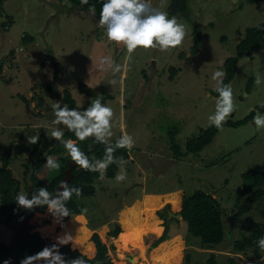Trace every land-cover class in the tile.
<instances>
[{"label": "rangeland", "instance_id": "1", "mask_svg": "<svg viewBox=\"0 0 264 264\" xmlns=\"http://www.w3.org/2000/svg\"><path fill=\"white\" fill-rule=\"evenodd\" d=\"M185 1L186 10L175 9L174 15L187 31L182 47L167 53L138 49L123 84L110 85L112 74L96 70L97 58L107 55L123 63L127 53L122 45L107 42L96 15L67 7L66 0H5L10 10L6 12L13 16L16 28L2 34L8 39L0 40V154L12 148L14 155L9 167L21 182V192L26 193L23 163L27 154H18V145H27V137L35 134L37 125L54 119L51 105L54 101L62 102L64 89L70 90L76 106L83 103L85 108L95 97L80 93L79 83L91 87L96 96L111 95L104 104L115 113L112 141L119 138L122 130L135 140L134 148L127 151V180L117 183L115 176L98 178L94 182L95 194L81 199L83 208L88 209L86 214L76 215L68 226L57 224L51 232L42 231L50 228L53 221L50 216L44 222L46 210L31 217L36 221L35 230L43 238L55 242L57 236L76 231L74 242L84 245L85 238L78 243L80 235L86 233L89 238L96 231L109 247L111 264H185L186 255L190 256L189 264H207L210 253H215L218 264H227L228 258L240 264H264V252L260 251L261 257L255 258L250 250L234 252L231 245L242 234L264 224V195L253 203L251 211L238 219L231 218L237 192L247 184L242 173L263 169L264 131L258 132L251 120L237 128L224 126L199 152L176 159L171 150L174 141L185 152L186 141L210 127L208 117L214 113L216 98L211 93L215 89L212 74L227 57L235 54V46L246 28L264 23V2ZM151 2L167 12L172 5L171 0ZM196 29L202 38L193 54L192 32ZM21 33L34 39L22 44ZM54 65L58 71L56 79ZM257 73L262 79L259 86L254 83ZM48 84L52 87L49 93ZM229 84L237 105L229 120H240L264 104V38L250 56L239 59ZM20 95L29 101H21ZM39 98L43 103L36 107ZM47 131V128L39 129L42 142L54 140L46 138ZM54 146L60 152L50 156L59 164L67 163L70 157L63 145L56 141ZM45 163L46 160L39 178L48 183L61 169L50 172ZM118 171L119 165L116 174ZM197 189L211 194L223 208L221 219L228 232L222 242L206 248L199 238H186L185 222L180 218L179 222L173 221L171 217L168 238L150 249L149 245L163 231L166 217L161 214L166 215L165 209L179 211L182 196H189ZM21 211L25 216L31 213ZM5 222L0 225V242L7 244L19 223ZM114 223L123 230L112 238L107 233ZM176 232L180 236L169 237ZM126 257L138 259L131 263Z\"/></svg>", "mask_w": 264, "mask_h": 264}, {"label": "clouds", "instance_id": "2", "mask_svg": "<svg viewBox=\"0 0 264 264\" xmlns=\"http://www.w3.org/2000/svg\"><path fill=\"white\" fill-rule=\"evenodd\" d=\"M80 4L81 6L89 5L88 11L95 15V5H90L89 0H80ZM65 6L69 7L70 3L68 2V5L65 4ZM97 22L104 29L107 42L118 46L122 45L127 53L123 63H117L113 57L107 55L97 58L96 70L112 74L110 85L123 84L126 73L130 70L129 65L133 54L138 49H143L146 52L149 50L171 52L182 47L187 35L185 25L180 23L176 16L170 17L162 7H154L151 0H102ZM0 34V40L8 39L7 37L3 38L4 32L0 31ZM226 75L227 73L220 67L213 72L211 77L215 82L214 90L218 96L215 98L214 113L209 115L208 121L209 126L215 127L217 130H222L228 119L237 110L233 88L230 84L224 83ZM254 83L257 86L261 85L260 73L256 74ZM209 99L212 97L210 96ZM51 107L54 119L37 125L35 134L27 137L28 144H38L39 129L47 128L46 138L60 142L70 157L66 160L68 168L64 170L65 174L75 164L81 170L99 173V179H104L109 166L117 164L119 171L115 175V181L120 183L127 180V160L123 156H116V152L119 149L131 151L135 146V140L133 136L122 130L119 138L115 142L112 141L115 113L110 106L105 105L100 98H97L92 100L86 108L83 107V103L70 108L68 104H62L61 101H54ZM260 107L264 108V104H261ZM252 123L258 132L264 131V114L255 110ZM124 127L125 125L122 124L121 128ZM65 129L74 135L75 140L64 139ZM90 138L96 143L104 145L102 158L97 159L95 156L90 158L77 144V141L82 143ZM60 164L49 155L46 157L44 165L50 172H54L61 168ZM82 195L81 188L70 187L65 179L60 181L54 192L42 186L32 190L30 197L29 193H17L14 198L16 208L13 209V212L14 214L18 210L36 212L43 208L55 223L62 224L64 218L72 216L71 210L67 207L68 202L72 200L73 196L79 198ZM87 211V208H82L80 213L83 215ZM37 215H39L38 212ZM20 219L22 220L23 217ZM256 244L259 250L264 252V236H261ZM65 245H71L73 250H77L73 236L64 233L57 236L55 242L50 246H44L35 254L22 258L19 264H89V261L94 259L92 256L85 257L84 255L65 259L64 254L60 252V247ZM4 264H10V260H5ZM96 264H100V262L97 260Z\"/></svg>", "mask_w": 264, "mask_h": 264}, {"label": "trees", "instance_id": "3", "mask_svg": "<svg viewBox=\"0 0 264 264\" xmlns=\"http://www.w3.org/2000/svg\"><path fill=\"white\" fill-rule=\"evenodd\" d=\"M70 3L72 8H78L80 10H88L89 5L81 6L80 0H66ZM251 2H264V0H247ZM102 0H89L90 5H95V15L99 18L100 8ZM66 4V3H64ZM171 8L168 11L171 16L175 15V9L179 12L186 10V1L185 0H171ZM5 0H0V31L6 32L10 29L15 30L16 25H14L13 16L6 11ZM10 11V10H8ZM193 36V45L192 52L195 54L199 49V43L201 41V33L198 29L192 32ZM264 38V23H261L254 27H248L244 30V34L239 38L235 46V54L233 56L227 57L222 65L223 70L227 73L224 83L229 84L236 72L237 63L240 58L243 56H250L252 51L256 50L258 46V41L263 40ZM34 38L25 33H21L20 41L22 44L30 43ZM17 45H20L19 42ZM10 54L14 55V50L11 48ZM54 59V58H52ZM56 65V64H55ZM54 65L53 78L56 79L58 76V71H56V66ZM2 73V65L0 64V75ZM173 77V75H172ZM51 86L48 84L47 93L51 91ZM78 90L80 93H83L89 97H95V99L100 98L102 103H105L106 100L111 99V95L103 93L100 96H96L94 90L91 87H88L84 83L78 84ZM213 96H218L215 90H211ZM21 101L27 103L29 100L26 99L23 95L18 96ZM62 102L69 105L70 108L76 107V101L73 98L69 89H64L62 92ZM43 103V99L39 98L36 107H40ZM257 110L264 112V108L260 106L257 107ZM255 115V111H250V113L244 118L233 121L229 120L224 126L237 128L246 124L252 120V117ZM63 127V126H60ZM215 127H209L207 129L201 130L197 136H193L188 139L185 144V152L181 151L180 147L172 141L171 150L173 156L176 159H179L181 156H184L189 153H195L202 150V148L208 144L215 134L218 132ZM66 139H73L75 137L72 133L68 132L65 129ZM55 140L42 142L39 140L38 144H24L21 143L18 145L17 153L21 154L25 152L27 154V160L23 163V186L26 189V193L31 195L32 190L38 187H46L49 191L54 192V190L59 185L63 176L65 175L64 170L68 168V162H63L62 168L56 177H53L48 183L44 182L39 178L40 168L43 165L46 157L52 154H57L59 148H56ZM77 144L81 149L91 158L95 156L97 159L102 158L104 152V145L96 143L93 139H88L84 142L77 141ZM128 150L119 149L116 152V156H123L125 160L128 159ZM12 154V148H9L0 154V216L4 218L5 221L14 220L17 223H20L22 220L30 218L34 212H31L29 215L25 216L21 210H18L15 214L13 209L16 208L14 201L17 193L21 192V182L14 175L12 170L9 168V161ZM71 161V160H70ZM118 170V165L113 164L109 166L105 177L113 178ZM70 174L72 175L68 181L70 187H79L83 191V195L79 198L73 196L72 200L68 202L67 207L71 210L72 216L64 218L61 226H68L69 223L74 219V217L80 214V210L83 208L81 204V199L84 197H90L95 194L94 182L99 178V173L88 172L81 170L79 167H76L75 164L70 168ZM242 177L247 181L245 187L237 192L236 198V208L232 211V219H238L242 215L248 213L253 208V203L257 201L261 196L264 195V191L255 192L250 198H248L241 206H239L241 198L249 192L253 187H255L260 181L264 182V164L261 171L249 170L242 173ZM180 220L184 221L186 224L185 237L188 238L193 236L200 239V242L206 248H214L215 245L222 242L224 239L225 233L228 232L226 226L221 219L223 208L221 207L220 202L213 197L211 194L206 193L201 189L195 190L191 195H183L180 201ZM36 212L42 214L45 212V209H38ZM162 217H165V213L161 214ZM20 217H23L21 220ZM50 215L46 214L44 222H48ZM77 218V217H76ZM2 218H0V225L7 224ZM53 220V218H52ZM173 221L179 222L178 219L172 218ZM163 231L159 237L150 245L151 248L157 246L160 242L168 238L167 232L169 230V221H163ZM226 229V230H225ZM17 230V229H15ZM60 233V229L56 231ZM121 227L118 223L113 224V229H111L107 235L110 237H117L121 234ZM264 236V224L254 228L249 234H242L240 238L233 240L231 242L232 249L237 253H246L250 250L253 253L255 258L261 257V252L257 247L256 241ZM89 241L91 243V249L88 254H84L80 248L77 246V250H73L71 245H65L60 247V252L64 254L65 259L75 258L79 255H84L85 257L92 256L94 259L89 261V264H93L95 260H99L102 263L100 264H111V259L109 255V247L105 242L102 241L101 237L96 231H93L89 236ZM54 242L45 239L42 235L31 228V232L26 234L20 244L16 247L17 258L16 263L19 264L20 260L28 255H33L36 252L40 251L44 246H50ZM114 248L113 246L111 249ZM8 256L7 245L4 242H0V264H4ZM190 263V256H185V264ZM207 264H218L216 261L215 253H210ZM227 264H240L237 263L234 259L228 258Z\"/></svg>", "mask_w": 264, "mask_h": 264}, {"label": "water", "instance_id": "4", "mask_svg": "<svg viewBox=\"0 0 264 264\" xmlns=\"http://www.w3.org/2000/svg\"><path fill=\"white\" fill-rule=\"evenodd\" d=\"M69 171H70V168L68 169L66 174L63 176L62 180H65V179L67 181L70 180L72 175L69 173ZM257 191H264V182L263 181H260L255 187H253L249 192H247L241 198L239 206H241L248 198H250ZM165 212H166V221H168L171 217L176 218V219H179L181 217L180 214L174 213L169 209H165ZM34 215H37V212H34ZM35 226H36V221H32L31 217L28 219L22 220L20 222L19 228L15 231L14 235L12 236V238L9 240V242L7 244L8 256H7L6 260H10V264L16 263V258H17L16 247L20 244V242L23 240L25 235L31 232V228H34ZM126 258L131 263L136 262L135 261L136 257H126ZM96 262H97V260L93 264H96ZM99 262L102 263L101 261H99Z\"/></svg>", "mask_w": 264, "mask_h": 264}, {"label": "crops", "instance_id": "5", "mask_svg": "<svg viewBox=\"0 0 264 264\" xmlns=\"http://www.w3.org/2000/svg\"><path fill=\"white\" fill-rule=\"evenodd\" d=\"M256 202V201H255ZM254 202V203H255ZM142 208V207H141ZM53 222V221H52ZM57 224H59L60 225V223H57ZM85 226V228H87V229H89L90 231H91V229L89 228V227H87L86 225H84ZM87 229H85V230H87ZM123 229H122V227H121V231H122ZM71 235L74 237V236H76V231L74 232V233H71ZM87 235L88 234H86L85 233V235H83V234H81L80 236H81V238L79 239V241H78V243L79 242H81V240L83 239V238H85L86 239V242H85V244L84 245H82L81 243V245H79V244H76L75 242H74V244L75 245H77L79 248H80V250L84 253V254H88L89 253V251H90V249H91V243H90V241H89V239H88V237H87ZM175 235V236H174ZM122 236H123V234H122ZM171 236H174V237H177V236H180V233H178V232H176V233H174V234H172V235H170L169 237H171ZM48 237H50V236H48ZM53 236H51V238H52ZM112 238H115V237H112ZM173 238V237H172ZM171 238V239H172ZM181 238V237H180ZM182 240V239H181ZM76 241V240H75ZM165 241V240H164ZM163 241V242H164ZM162 243V242H161ZM121 262H124V263H126L125 261H121ZM115 263V262H114ZM113 263V264H114ZM127 264V263H126Z\"/></svg>", "mask_w": 264, "mask_h": 264}, {"label": "bare ground", "instance_id": "6", "mask_svg": "<svg viewBox=\"0 0 264 264\" xmlns=\"http://www.w3.org/2000/svg\"><path fill=\"white\" fill-rule=\"evenodd\" d=\"M57 225V223H55L54 221L51 223V227L49 228V227H45V228H43L42 229V231L44 232V231H46L45 229H49L50 230V232L53 230V228L55 227ZM137 259L138 258H136V261H137ZM135 262V261H134Z\"/></svg>", "mask_w": 264, "mask_h": 264}, {"label": "flooded vegetation", "instance_id": "7", "mask_svg": "<svg viewBox=\"0 0 264 264\" xmlns=\"http://www.w3.org/2000/svg\"><path fill=\"white\" fill-rule=\"evenodd\" d=\"M156 247V246H155ZM149 248L151 249V246L149 245ZM154 248V247H153Z\"/></svg>", "mask_w": 264, "mask_h": 264}]
</instances>
